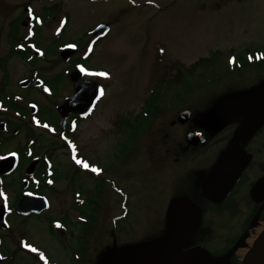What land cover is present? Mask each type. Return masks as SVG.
I'll list each match as a JSON object with an SVG mask.
<instances>
[{"label": "rangeland", "instance_id": "374dc122", "mask_svg": "<svg viewBox=\"0 0 264 264\" xmlns=\"http://www.w3.org/2000/svg\"><path fill=\"white\" fill-rule=\"evenodd\" d=\"M17 1L21 0H0V89L7 73L4 93L8 96L13 93L11 96L14 101L27 107L28 114L22 116L14 110H0V117L11 118L17 132L9 129L11 138L0 132V155L15 148H24L27 145L25 143L30 144L33 154L51 156L50 169L55 183L44 189L51 201V207L44 213L27 218L9 215L11 228L7 232L0 229L4 233L0 244L4 258L0 264H42L38 253L43 254L49 264H88L90 251L86 250L88 247L82 248L83 244L77 235L79 225H73L72 234L66 224L68 218L60 216L71 200V183L66 179L71 175H74L73 189H79L83 202L81 205H71L72 210L97 212L95 219L100 221L98 249L102 258L108 255V248L104 246L110 242L109 228H128V231L131 228V244L127 246V252L132 251L133 263H128L143 264L159 246L156 232L158 178L154 173L155 142L158 139L152 129L156 123L151 122V118L146 121L143 117L134 120L135 115L151 94L156 97H150L148 107L154 103L163 111L160 113L163 116H171L189 104L196 111L213 109L223 112V98H227L226 91H223L224 85L226 88L229 84L253 83L257 80V72H264V64L249 66L237 72L232 71L231 67L235 55L231 52L264 47V0H235L219 6L216 5L218 0H56L59 1L58 12L67 13L69 17L65 38L81 40L95 23H112L110 34L99 44L88 64L107 71L108 75H101L105 81V95L99 100L97 112L89 119L73 124L66 139H56L49 125L45 127L42 121L47 119L52 126L55 125L52 100L45 99L41 88H21L18 85L24 78L31 77V71L34 70L42 71V77L48 82L54 96L58 83L61 82L60 86L65 83L61 76L55 80L57 85H50L47 80L49 66H62L55 62L59 58L58 46L52 36L56 20L50 22L52 26L48 28L46 25L38 28L35 37L36 44L45 52L44 57L31 63L29 59L18 56H9L7 59L12 47L6 34L10 18L19 13ZM33 1L36 6L41 4L40 0ZM60 17L58 14L56 19ZM213 53H218L213 64L200 66L189 73L187 68L194 62L203 56L210 57ZM179 68L183 70L182 80L173 81L171 76ZM203 73L205 76H202ZM160 75L163 77L161 80ZM261 77H264V73ZM185 81L191 83V89L195 88V91L183 97L180 103L178 94L183 91ZM0 98L3 99V93H0ZM30 100L37 101L40 107L39 119L31 117ZM125 116L128 122L124 121ZM111 118L120 122L117 130ZM28 126L32 129V136L29 137L26 134ZM172 134L159 137L158 142L169 146L173 140L183 138L182 130L175 129ZM125 137L126 146L132 148L131 177H123V171L126 170L123 160L127 154L122 148L125 146ZM79 155H83L90 164H95L99 172L90 176L84 172L73 174L76 165L83 168L82 163L76 162ZM23 161L22 158L21 165ZM144 162L152 174L141 179V176L134 174L141 172V163ZM22 174L21 166L11 175L3 177L2 185L9 192V203L19 187ZM111 181L118 182L117 185L130 196V210L126 218L113 220L106 213L113 208L115 197L110 191ZM9 184L12 188L7 187ZM120 237L123 242L124 231ZM166 237L165 241L169 239ZM26 242L30 247H25ZM173 244H165L164 248ZM32 247L37 250L36 254L31 251ZM246 250L240 248L236 251V261L243 260ZM143 257L144 261L141 262Z\"/></svg>", "mask_w": 264, "mask_h": 264}, {"label": "flooded vegetation", "instance_id": "af4514ba", "mask_svg": "<svg viewBox=\"0 0 264 264\" xmlns=\"http://www.w3.org/2000/svg\"><path fill=\"white\" fill-rule=\"evenodd\" d=\"M40 1L41 4L38 6L34 4L33 0L17 1L20 10L16 16L10 18L9 31L6 37L11 43L19 41L36 43L35 37L38 34V28L45 25L48 28L52 26L50 22H55L56 20V27L54 29L52 27V36L58 46L59 58L55 62L56 64H62V66L59 68L57 66H49L46 73L49 75L47 80L50 85H57L55 80L59 76H61L62 80H65V83L61 86V82L58 83L59 88L58 86L56 87L57 93L54 96L48 82L42 77L41 70L36 73L39 77L31 76L24 79H30L25 88L35 86L33 82L36 79L42 81V84L39 85L40 88L45 87L41 91L42 95L45 96V99H51L53 102L52 110L55 113V125L52 126L47 119H42V121L50 124L49 129H51L53 136L56 139H60V134L67 133L70 124L74 122L78 124V122L87 120L96 113L99 100L105 95L106 89L103 84L105 81L99 73L108 75L107 71L104 68L90 67L88 64L99 44L104 42L110 34L112 23L97 22L87 30L84 38L71 40L65 38L69 17L67 13L58 12L59 1ZM58 14L61 17L56 19ZM15 25H17L16 31L14 29ZM102 25H106V27H102ZM70 47L74 48V51L66 53L62 57L60 51ZM258 50L263 51V48H258ZM44 56L45 52L42 50L40 58ZM238 62L242 65L245 64L243 60ZM257 64H259L258 66L263 65L264 60ZM56 68L58 71H56ZM245 68L247 67H241L239 70ZM263 73L257 72V80L253 83L229 84L226 88L224 85L223 91H226L227 98H223V112H217L213 109L196 111L189 104L188 107L182 106L183 108L176 110L173 115L168 117L159 114L161 109H159L158 114L146 117L144 111H146L150 100L143 101V108L135 115L134 119L137 120L140 117L151 118V122L156 123L153 124L152 129L158 140L159 137L173 136L172 132L175 129L183 132V138L179 141L173 140L169 146H163V143L155 139L156 152L154 160L156 162V170H154V173L155 177L158 178L156 232L159 236V243H157L159 246L156 247V253L152 256L151 264L161 257L173 254L182 256L196 250L206 252L217 264H233L234 260H236V251L240 248H250L251 239L256 238L264 229V77L259 78ZM79 87H81V90L78 105L82 107L88 104V106L83 111H72L67 117L65 127L61 128V115L58 107L67 98L73 96ZM101 89L104 91L103 96L100 95ZM96 92H99L98 95H95ZM12 94L7 99L11 98L13 100ZM182 101L179 100L180 103ZM14 102L16 103V101ZM34 102L37 103V101ZM36 103L29 104L31 114H35L38 111ZM33 105L35 110L32 113L30 107ZM186 108L191 110V117L185 123H180L177 121L178 113ZM10 110H14L20 115L18 110ZM38 112L40 115V111ZM215 113H218V116L213 119ZM111 119L115 129L118 128L116 124L119 125L120 122L115 118ZM124 121L128 122L126 116ZM10 123H13L11 118L0 117V132L8 134V138H11L9 129L12 128L13 132L17 133L16 128L10 126ZM1 124H3V127H1ZM27 131V136H32V129L29 126ZM188 131L200 132L205 139L204 142H198L194 145L187 144L185 135ZM126 140L127 138L125 137V141H123L125 146L122 147L127 152L123 160V165L126 169L123 171V177H131L133 176L131 171V166L133 165L131 164L132 148L126 146ZM26 144L28 145V143ZM18 149L15 148L7 152L15 153L17 159L14 168L4 176L11 175L21 166L24 173L27 165L37 157L31 155L30 146L26 147L27 155L23 158L24 161L21 165L20 149ZM3 155H0V157ZM78 158L82 161V164L86 162L90 166L80 169L76 165L73 174L76 172H84L88 176L97 174V172L92 171V168L99 169L95 164L87 162L83 155H79ZM50 159H52L51 156L47 154L46 157L39 160L32 175L26 177L22 174L20 176L24 189L20 191L19 187L16 188L11 203L8 200L9 192L4 188L0 189V193H3V195H0V204L5 205L4 218L8 224L9 215L14 214L23 218L33 215H19L13 210L19 197L23 194L45 196L49 201V208L51 207L50 198L44 193V189L53 186L55 183L52 178L53 172L50 169L52 166ZM153 163H151L152 166L154 165ZM141 166V172L134 175H139L142 179L143 176L152 174L148 172L146 162L141 163ZM111 172L113 173V171ZM73 176L66 178L71 183V200L62 210L60 216L68 218V223L66 222V224L72 234L73 225H79L77 235L83 244L82 248L88 247L86 250L90 251L88 253L90 258L88 259V264L131 263L130 252H127V246L131 244V228H129V231L128 228H123L122 230H116L113 226L111 229L109 228L110 242L104 246V248H108L107 258L104 259L99 254L98 234L100 221L95 219L97 212L94 210L82 212L72 210L71 205H81L83 203L79 189H73ZM1 180L3 179L0 177ZM111 182L110 191L113 192L112 194L115 197L113 208L110 211H106V213L113 220L126 218L130 210V196L123 191L120 185H117L118 182ZM7 187L12 188L10 184ZM18 192L20 195L14 202ZM2 201L10 204V208ZM42 213L44 211L38 214ZM57 222L59 223V221ZM9 228H11V224H9ZM7 230L5 231L7 232ZM123 231L125 232V237L122 242L120 233ZM3 235L4 233L0 231L1 242ZM166 235L168 236L166 237ZM165 237L169 239L165 241ZM165 244L173 245L165 249ZM47 262L49 263V261Z\"/></svg>", "mask_w": 264, "mask_h": 264}, {"label": "water", "instance_id": "95a60500", "mask_svg": "<svg viewBox=\"0 0 264 264\" xmlns=\"http://www.w3.org/2000/svg\"><path fill=\"white\" fill-rule=\"evenodd\" d=\"M104 27V26H103ZM72 51V50H67ZM66 52H62L65 54ZM64 57V56H63ZM21 86H25L28 84V80L22 81ZM37 84V82H36ZM81 87L77 88L74 92L73 96L67 98L59 107L58 110L61 114V126L63 127L65 124V120L67 115L72 111H83L87 105L79 106L78 99L80 96ZM191 115V111L186 109L178 114L179 122H186ZM218 114L214 115V119H216ZM3 127V125H1ZM204 137L201 136L200 133L196 131H189L186 133V141L189 144H197L198 142L203 143ZM37 159L30 162V164L26 167L25 174L31 175L34 171L35 165L37 163ZM15 162L14 155H8L0 159V174L8 173L13 167ZM48 208V201L45 197L35 196L30 194L23 195L15 205L14 209L17 213L26 215L29 213H40L42 210ZM4 206L0 205V226L4 229L8 227L7 223L4 221L3 217ZM151 264V261H150ZM153 264H217L215 261L211 260L203 251L196 250L191 253H188L183 256L170 255L161 257L158 260H155ZM241 264H264V231L258 238L255 246L251 249V252L246 255L245 259Z\"/></svg>", "mask_w": 264, "mask_h": 264}, {"label": "trees", "instance_id": "16d2710c", "mask_svg": "<svg viewBox=\"0 0 264 264\" xmlns=\"http://www.w3.org/2000/svg\"><path fill=\"white\" fill-rule=\"evenodd\" d=\"M230 1H235V0H218V2H217V6H219V5H222V4H224V3H227V2H230ZM236 1H242V0H236ZM18 25V24H17ZM17 25H15L14 26V29H15V31H16V28H17ZM256 51V50H255ZM27 52H29V49L25 46V50H24V53L26 54ZM10 53L12 54H17V52L12 48L11 49V51H10ZM18 53H21L22 55H25L24 53H22V51H18ZM218 53H213L210 57H203V58H200L199 60H197L195 63H193L189 68H187V70L189 71V73L190 72H193V70L194 69H196V68H198V67H200V66H202V67H205V66H210L211 64H213V62L215 61V59L217 58V55ZM242 56V55H241ZM254 56V55H253ZM249 65V64H248ZM210 72V74H214L212 71H209ZM183 70L182 69H177V71H176V73L174 74V77L172 78V80L173 81H179L180 82V80H182V77H183ZM206 73V72H205ZM205 73H203L202 74V76H205ZM182 76V77H181ZM182 82H184V81H182ZM6 84H7V74L5 73V75H4V78H3V80H2V85H1V87H2V89H1V92H3V88H4V86H6ZM185 86L184 87H182V90L184 91V92H186V93H184L183 91H181L179 94H178V99H180V98H182L183 96L182 95H185V96H187V94L188 93H190V91H191V84L190 83H188L187 84V82L185 81ZM187 87H189L188 88V90L186 89ZM188 91V92H187ZM155 96V94L154 95H152V96H150V97H154ZM156 97V96H155ZM4 100V105H6V106H3L4 108L5 107H10V108H13V109H15V110H18L19 111V113L21 114V115H25L26 114V110H25V107L24 106H21V105H19L18 103H15L13 100H11V98L10 99H3ZM149 100H150V98H149ZM150 107H147V109H146V111H144V115H146V117H148V116H152V115H156V114H158V112H159V109L160 108H158L157 106H154V103H153V105H152V103H150ZM154 106V107H153ZM142 115H143V112H142ZM144 120L146 121L147 120V118H144ZM25 153H26V149H24V150H21V159L22 158H24V156H25ZM19 185V189H20V191H22L23 189H24V186L22 185V181L20 180L19 181V183H18ZM4 188V186L2 185V183L0 182V189L2 190ZM19 195H20V193L18 192V194L16 195V197H15V199H14V202H16V200H17V198L19 197ZM0 252H2L1 251V248H0ZM3 254V253H2ZM3 258H4V255L1 257V261L3 260ZM237 262L238 261H236V260H234V262H233V264H237Z\"/></svg>", "mask_w": 264, "mask_h": 264}, {"label": "snow or ice", "instance_id": "6c2138e0", "mask_svg": "<svg viewBox=\"0 0 264 264\" xmlns=\"http://www.w3.org/2000/svg\"><path fill=\"white\" fill-rule=\"evenodd\" d=\"M99 75H107L106 73H99ZM100 95L101 96H103L104 95V91H103V89H101V91H100ZM45 127H47V125H45ZM13 155H15L14 153H13ZM78 164L79 163H82L79 159H77V161H76ZM90 165L88 164V163H86V162H84L83 163V167L84 168H88ZM92 171L93 172H98L99 171V169H97V168H92ZM0 195H3V193H0ZM25 247H30V245H25ZM31 251H33V252H35V251H37L35 248H31ZM44 257H43V254H41V259H43Z\"/></svg>", "mask_w": 264, "mask_h": 264}, {"label": "bare ground", "instance_id": "6f19581e", "mask_svg": "<svg viewBox=\"0 0 264 264\" xmlns=\"http://www.w3.org/2000/svg\"><path fill=\"white\" fill-rule=\"evenodd\" d=\"M258 237H259V235H258L256 238L251 239V247L248 248V249L245 251L246 253L244 254V257H246V255L249 254V253L251 252V249L255 246V243L257 242Z\"/></svg>", "mask_w": 264, "mask_h": 264}]
</instances>
